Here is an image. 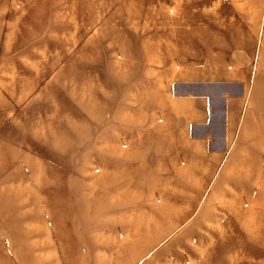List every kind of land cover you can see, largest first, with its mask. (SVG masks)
Returning <instances> with one entry per match:
<instances>
[{"label": "rangeland", "instance_id": "1", "mask_svg": "<svg viewBox=\"0 0 264 264\" xmlns=\"http://www.w3.org/2000/svg\"><path fill=\"white\" fill-rule=\"evenodd\" d=\"M188 67L264 90V0H0V264H264V161L239 206L129 174L122 99Z\"/></svg>", "mask_w": 264, "mask_h": 264}, {"label": "crops", "instance_id": "2", "mask_svg": "<svg viewBox=\"0 0 264 264\" xmlns=\"http://www.w3.org/2000/svg\"><path fill=\"white\" fill-rule=\"evenodd\" d=\"M167 70L168 78L153 87L139 86L147 94L133 99L137 103L122 99V129L116 132L130 169L139 167L137 172L130 170V176L159 182L172 196L208 191L221 194L225 206H239L243 181L257 180L263 172L264 90L259 87L263 80L258 74L252 77L249 102V72ZM119 139H108L106 146L118 147Z\"/></svg>", "mask_w": 264, "mask_h": 264}]
</instances>
